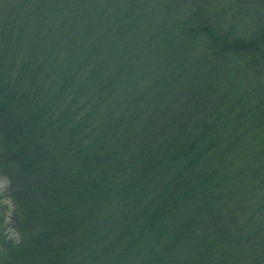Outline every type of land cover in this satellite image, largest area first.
I'll return each instance as SVG.
<instances>
[{
	"label": "trees",
	"instance_id": "1",
	"mask_svg": "<svg viewBox=\"0 0 264 264\" xmlns=\"http://www.w3.org/2000/svg\"><path fill=\"white\" fill-rule=\"evenodd\" d=\"M202 1L0 0V264H264V21Z\"/></svg>",
	"mask_w": 264,
	"mask_h": 264
},
{
	"label": "rangeland",
	"instance_id": "2",
	"mask_svg": "<svg viewBox=\"0 0 264 264\" xmlns=\"http://www.w3.org/2000/svg\"><path fill=\"white\" fill-rule=\"evenodd\" d=\"M202 2L203 5L208 6L207 18L209 19L206 18L205 23L214 26L215 29L212 32L214 36L224 37L218 43V52L223 44L236 45L235 47L238 46V48L242 43L248 44L260 30L259 22L264 21V0H208V2L204 0ZM198 42L201 48L205 49L206 41L199 38ZM8 187L7 179L0 173V209L3 211L6 208L9 213L6 215L8 217L6 233L18 242V228L15 225L16 221H13L14 215L12 203L8 199Z\"/></svg>",
	"mask_w": 264,
	"mask_h": 264
}]
</instances>
